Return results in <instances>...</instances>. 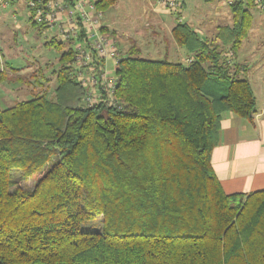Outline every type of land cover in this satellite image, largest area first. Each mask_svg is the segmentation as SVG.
Listing matches in <instances>:
<instances>
[{"label": "trees", "instance_id": "trees-1", "mask_svg": "<svg viewBox=\"0 0 264 264\" xmlns=\"http://www.w3.org/2000/svg\"><path fill=\"white\" fill-rule=\"evenodd\" d=\"M229 6L233 24L215 38L173 28L186 61L141 57L134 42L122 54L105 26L120 54L119 106L85 104L70 41L54 101L45 92L0 107V264H264V189L229 194L212 164L224 114L256 111L225 55L241 50L256 0ZM11 69L0 65V85L26 81ZM98 218L101 229L85 228Z\"/></svg>", "mask_w": 264, "mask_h": 264}, {"label": "rangeland", "instance_id": "rangeland-1", "mask_svg": "<svg viewBox=\"0 0 264 264\" xmlns=\"http://www.w3.org/2000/svg\"><path fill=\"white\" fill-rule=\"evenodd\" d=\"M187 3L189 18L193 17L192 14L196 15L193 17V25L200 37L211 36L215 32V25L232 24L230 15L219 16L221 14L219 11L228 9L227 0H188ZM148 4L149 0H117L115 5L104 12V24L110 26L111 31L115 30L117 34L120 32L122 35L119 34L120 37L115 35L119 41L118 45H121V53L125 54L124 52L133 44L134 40L127 41L129 39L127 36L131 35L137 39L135 44L140 49L138 53L141 57L183 61L181 57L187 52L182 48L179 55H175V50L180 45L177 43L178 46L171 37H165L159 26L146 24L148 21L144 14ZM251 11L254 21L244 48L250 57L253 51L259 48L262 50L264 45V11L257 8H252ZM13 14H15L13 6L9 9L0 8V65L3 62L5 66L8 65L11 76H14L11 68H18L26 81L20 83L9 80L0 85V107L10 106L18 100L45 92L47 98L54 101L57 71L63 65L60 59L67 48V43L63 42L66 47L59 50L49 44L53 38H56L57 43L62 41L60 37H54V31L40 29L30 23L26 11L18 12L17 18H14ZM140 14L143 18H140ZM189 18L185 21L189 22ZM107 65L108 69L115 73V65L111 61ZM253 65L255 66V62ZM20 184L32 188L34 180H21ZM89 225L94 229H101L102 219L98 218L93 223L86 224L85 228L89 229Z\"/></svg>", "mask_w": 264, "mask_h": 264}, {"label": "crops", "instance_id": "crops-1", "mask_svg": "<svg viewBox=\"0 0 264 264\" xmlns=\"http://www.w3.org/2000/svg\"><path fill=\"white\" fill-rule=\"evenodd\" d=\"M151 1L149 0L144 14L148 21L146 24L159 26L164 31L165 37H171L177 44L173 35V28L178 23L177 14L157 8ZM187 1L184 0L185 7L182 12L184 21L190 15L189 12L187 13ZM219 13H221L219 16L230 15L233 24L234 15L230 6L227 10L219 11ZM192 16L196 15L192 14ZM170 17L172 21H170ZM193 17L189 18L187 23L194 28ZM140 18H143L141 14ZM199 24L201 23L199 22ZM232 24L215 25V32L211 36L206 35V37L215 38L220 27L232 26ZM113 31L117 37H120V32L117 34L115 30ZM127 37H129L128 42L134 40L135 43L137 41L131 35ZM248 39L247 36L239 52H226L225 55L230 63L235 68L237 67L236 74L247 77L251 82L256 96V111L251 119L240 117L231 112L225 113L221 121L220 142L212 152V164L215 172L224 190L229 194L251 193L264 189V45L262 50L259 48L253 51L250 57V54L244 50ZM182 48L177 47L175 55H179V50H185ZM181 58L186 61L188 56L186 54ZM254 62L255 66L253 65Z\"/></svg>", "mask_w": 264, "mask_h": 264}, {"label": "built area", "instance_id": "built-area-1", "mask_svg": "<svg viewBox=\"0 0 264 264\" xmlns=\"http://www.w3.org/2000/svg\"><path fill=\"white\" fill-rule=\"evenodd\" d=\"M98 0H0V8L14 7L26 11L30 23L54 31V37L74 42L78 78L88 88L84 98L87 106L97 103L119 106L115 97L117 76L107 63L119 61L117 40L103 29L104 13L97 8ZM155 7L174 12L184 22V0H152ZM234 0H227L231 5ZM256 8L264 11V0H256ZM108 27V26H107Z\"/></svg>", "mask_w": 264, "mask_h": 264}]
</instances>
